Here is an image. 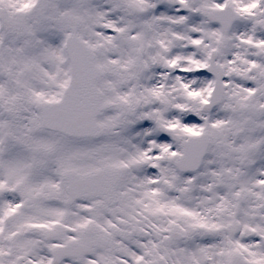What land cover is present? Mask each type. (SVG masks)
Returning a JSON list of instances; mask_svg holds the SVG:
<instances>
[{"label":"snow or ice","instance_id":"6c2138e0","mask_svg":"<svg viewBox=\"0 0 264 264\" xmlns=\"http://www.w3.org/2000/svg\"><path fill=\"white\" fill-rule=\"evenodd\" d=\"M0 264H264V0H0Z\"/></svg>","mask_w":264,"mask_h":264}]
</instances>
